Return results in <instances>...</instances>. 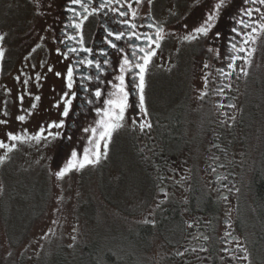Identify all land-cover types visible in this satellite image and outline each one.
Segmentation results:
<instances>
[{"label":"flooded vegetation","instance_id":"obj_1","mask_svg":"<svg viewBox=\"0 0 264 264\" xmlns=\"http://www.w3.org/2000/svg\"><path fill=\"white\" fill-rule=\"evenodd\" d=\"M99 2L100 0H95L93 6H97ZM213 3L214 0H199L198 3L196 0H154L151 6L147 5V0L140 6L133 3L134 8H139V14L134 21L138 33L147 32L154 35L155 29L148 28L147 24L155 21L163 24L170 35L157 50V57L154 58L146 77L145 104L148 115L144 116L140 112L139 98L136 91L131 90L130 85V107L126 113L128 123L114 134L113 140L120 137L121 157L126 174L127 171H135L137 174L135 177L141 185L152 184L155 190L152 188L154 192L152 191L148 199L150 204L144 209L141 219L133 223V226L139 230L137 237L142 238L141 244L136 245L135 239L133 246L136 251L132 252L130 248L118 256L112 255L110 249L106 248V254L109 256H106L107 262L104 264H113L112 261L115 260L123 264H156V256H161L162 264H222L220 257L223 255L227 260L228 256L222 253L221 249L235 250L236 238L242 247H246L248 254L253 251V244L243 233H249L260 226L264 221V214H249L243 220L241 213L246 209L238 211L239 207L250 210L258 202L257 183L264 179V146L256 147L257 150H263L259 160L248 151L246 137L250 140L252 137L244 134L242 127L250 126L243 124V103L240 104V110L236 103L241 97L240 94L242 95L241 89L245 80L250 77L249 66L237 61L238 68L232 72L230 78H225L216 71L221 67L231 71L226 67L227 49L233 35L231 28L235 26L233 17L237 16L240 8L246 6L244 0H230L228 6L221 12L217 27L214 29L222 33L218 40L208 42L201 40L191 44L180 40L187 31L183 26L187 24L191 29L198 25ZM113 6L118 7V5ZM68 7H72L68 0H55L48 15L44 35L45 52L49 53L55 62L49 57L46 60H50L51 67L53 62L56 63L58 71L62 74L66 72L70 62L74 63L80 57L87 55L81 52L80 57L73 54L69 59H64L56 52L57 48L66 51L71 46L79 47L75 41H68L66 44L60 42L66 40L68 35L77 32L74 28L66 27L74 19H79L66 10ZM76 7L77 11H82L78 6ZM105 12L106 15L101 13L89 17L83 27L85 46L93 48L95 53L94 57L89 58L102 61L100 49L107 48L112 61V67L104 66L105 73H96L104 80V83L99 85L104 89L102 99H107L108 93L112 91L108 81H115L120 60L119 53L103 42L105 29L131 31L116 23L117 20L125 18L115 16L107 9ZM149 16L152 19L146 18ZM23 25L27 26L31 23L23 22ZM117 43L123 46L125 51L131 52L128 47L130 42L127 39ZM131 43L145 46L143 39L133 40ZM207 47L218 48L219 58L207 52ZM180 55L185 56L184 62L180 72H176L173 67ZM205 63L210 67L204 69ZM239 67H246L248 75L244 76L240 73ZM81 73L92 74L95 70L82 69L77 74V84L73 89L77 92V99L73 101L72 112L66 119V127L60 130L65 138L58 139L60 147L57 151L65 156L70 155L76 147H78L76 151L82 152V144H85L88 137V134L83 132V128L93 123L96 118L94 108L102 105V100L97 101L95 105L86 103V98L92 97L84 92L81 85L87 84L90 91H93L98 82L80 80ZM176 73L180 76L177 77ZM208 73H211L206 89L208 95L202 100L197 95V97L192 96L191 90L194 87L192 81L195 77H199L202 82L199 89L201 90L204 83L202 77ZM180 77L184 79L180 81ZM60 78L65 84L63 76ZM181 82L185 83V88ZM173 83L181 93L185 91V94L174 98L175 102L169 105L158 98L163 95L158 93L156 86L167 84L169 87ZM180 85L184 89H181ZM221 87L224 88V94L217 95L216 90ZM221 104L224 105L223 108L219 107ZM231 104H235L236 108L229 107ZM233 116L234 121L230 119ZM199 117L200 127L197 126ZM133 119L138 123L148 120L152 127L140 131L138 123L132 124ZM225 121L227 123H224ZM191 129H195L193 134L190 133ZM208 129L211 130L210 134L207 133ZM69 136L71 140L67 139ZM261 141H264V137ZM258 142L260 140L252 141V143ZM243 187L249 191L247 196L250 207L244 205L246 193L239 191ZM250 192L253 194L251 200ZM125 215L128 216L127 213ZM145 219L154 220L155 225L145 224L143 222ZM229 222L231 228H228ZM189 223L193 226L189 227ZM145 226L149 227L148 230H144ZM227 231L232 233L231 237L225 236ZM205 236L208 237L207 240L204 239ZM154 239L161 242L158 243L159 252L151 248ZM194 247L197 249L195 253L191 251ZM201 247L209 251H199ZM167 248L171 250V254L168 253ZM185 249L188 251L184 256L177 255L178 251ZM249 257L251 262L257 261L254 255L251 254ZM231 264L246 263L232 261Z\"/></svg>","mask_w":264,"mask_h":264},{"label":"rangeland","instance_id":"obj_2","mask_svg":"<svg viewBox=\"0 0 264 264\" xmlns=\"http://www.w3.org/2000/svg\"><path fill=\"white\" fill-rule=\"evenodd\" d=\"M54 2L55 0H38V2L37 0H0V35L5 36L3 46L6 49L2 71H0V120L8 121L7 124H0V140H5V142H8V132L20 133L27 129L29 133H35L41 125L46 127L51 121H59L62 117L60 113L63 105L59 109L53 105L66 91L65 84L60 77L55 76L54 73L58 71V67L50 54H46L44 46L47 19ZM14 6L18 7L17 10H14ZM23 22H30L31 25L24 26ZM7 30L11 34L10 37L5 35ZM15 32L20 34L16 36ZM11 37L12 39H9ZM37 45L40 47L37 48ZM254 47L257 51L248 67L250 77L245 80L241 89L242 95L240 94L241 97L239 96L236 103L239 110L240 104L243 103V124L250 126L249 128L242 127L243 133L252 137L251 140L246 137L248 151L259 160L263 155V150H257L256 147L264 146V141H261L264 137V37L259 39ZM33 48H36L35 52L32 51ZM48 57L54 61L52 72L47 71L51 67L49 66L50 60H46ZM184 57V55H180L175 61L173 69L176 72H180ZM37 73L42 76L39 82L40 86H37L34 80ZM175 75L180 76L179 73ZM16 76L21 77V82L26 77L32 79L25 87L15 79ZM181 79L184 78L180 77L179 80L181 81ZM192 82L194 87L191 90V95L197 97L202 82L199 77H195ZM181 85L185 88V83L181 82ZM181 85L180 88L184 89ZM156 87L158 93L163 95L158 98L169 105L175 102L174 98L185 94V91L181 93L174 83L169 87L167 84ZM27 93H31V95ZM21 94H24L22 103L19 100ZM36 95L40 96L39 101L34 100ZM188 96L191 100L189 93ZM32 103L37 104L34 110L31 109ZM28 111H31L32 114L27 117L26 121L17 120V116L26 115ZM5 112L8 113L7 116L4 115ZM197 126L200 127V117L197 120ZM52 131L57 130L52 129ZM194 132L195 129H191L190 133ZM210 132L211 130L208 129L207 133L210 134ZM119 139L120 137H117L109 146L107 160L102 161L96 167H88L82 172H74L63 181H58L53 173L63 167L70 155L65 156L57 151L60 147L58 139L46 145L43 143L21 145L18 151L10 154L11 159L0 166V187L7 175L17 174L13 180L17 182L18 187L22 183L28 182L31 177H39L45 180L43 191L47 194L49 186L47 185L46 172L50 170L53 175V192L49 207L46 208L43 217L37 219L31 233L27 236L29 238L23 241L21 247L13 248L12 245L7 244L6 230L0 223V242H2L0 259H2V264H8L6 261L8 252H13L18 260V258L21 259L25 251H29L25 264H40L46 254L52 256L58 248L65 251L66 263L81 264L84 261L81 251L88 242L92 243V250L99 256H102L106 248H109L111 253L117 256L122 255L130 248L132 252L136 251L131 240L133 238L130 237L127 230L123 231V226L128 228L129 225H133L134 221L141 219L144 209L150 204L148 199L155 187L152 184L151 186L150 184L141 185L133 170V172L127 171L126 174L123 168ZM253 140L256 142L260 140V142L252 143ZM86 146L87 140L84 145L82 144V148ZM255 150L257 151L254 153ZM0 155H3L2 150H0ZM239 191H242L243 194L246 193L244 201L247 205H244L250 207L249 196H247L248 189L243 187ZM60 197L63 199L60 200ZM252 197L253 194L250 192V200ZM118 204L123 210H126L128 216L116 215L119 213L116 207ZM245 209L246 211L241 213L243 220L249 214H261L263 212L262 201L256 202L250 210L239 207L238 211ZM24 221L21 220L19 223L23 234L27 233V224ZM243 234L253 244V251L249 253V256L254 255L258 261L255 260L251 264H264V221L249 233L244 232ZM73 236L76 237L75 240H72ZM241 236L243 235L241 234ZM158 243L161 244L160 241L154 239L151 248L158 250ZM114 251L116 252L114 253ZM167 251L169 254L172 253L169 248ZM249 259L251 261L250 257ZM156 264H162L161 256H156Z\"/></svg>","mask_w":264,"mask_h":264},{"label":"snow or ice","instance_id":"obj_3","mask_svg":"<svg viewBox=\"0 0 264 264\" xmlns=\"http://www.w3.org/2000/svg\"><path fill=\"white\" fill-rule=\"evenodd\" d=\"M38 2V0H37ZM72 7H68L66 10L73 14V17H78L79 19H74L70 25L66 27H71L77 30L76 34L68 35L66 40H61V43H67L68 41H75L79 47L71 46L66 49V51H61L60 48L56 49L57 54L61 55L64 59H69L71 55H76L80 57V53H86L87 55L80 57L74 63L70 62L66 68L65 73L59 71L55 72V76L62 77L65 81L66 91L62 93L60 99L53 105L57 109L63 105L60 115L63 117L59 121H51L45 127L41 125L40 128L35 133H29L27 129H24L20 133L8 132L7 141L0 140V150L3 151V155H0V166H3L6 162L11 159V153L18 151L21 145L25 144H47L57 139H63V130L66 127V119L69 117L70 112H72L73 101L77 99V92L73 91L77 84V74L81 72L82 69H94L95 73L92 74H82L79 79L82 81H94L98 82L97 86L93 91H90L87 84H82L85 93H89L92 98H86V103L88 105H95L97 101L102 100V105L95 107V116L93 123L87 127L83 128V132L88 134L87 146L83 148L82 154L76 150H72L70 158L64 163L63 167L59 168L53 173L58 181H63L67 176L74 172H82L88 167H96L102 163V161L108 159L109 145L112 143L114 134L122 130L128 123L126 113L130 107V85L131 90L136 91L139 98V110L144 115H148V109L145 104V89L147 86L146 77L150 71V67L153 64V60L157 57V50L161 48L162 43L168 38L170 33L166 30L163 24L153 21V23L147 24L148 28H154L155 33L149 34L147 32L138 33L136 31L137 24L134 23L138 14L139 8H134L133 3L137 6L143 5L145 0H100L97 6L95 0H68ZM199 0H196L198 3ZM230 0H214L211 8L205 14L203 20L193 28L189 29L188 25L185 24L183 27L187 29L185 34L180 37L181 42H186L188 44L199 42L201 40L208 42L211 40H218L222 33L220 31H214L216 29L218 21L221 16V12L228 6ZM154 0H147V5H153ZM245 7L238 10L237 16L233 17L235 26L231 28L233 35L229 40V47L227 49V69L231 71H226L224 67L218 68L216 71L224 76L225 78H230L232 72H235L238 68L237 61H242L245 65L250 66L252 63V58L255 55L257 49L254 45L259 39L264 37V0H244ZM113 5H118L114 7ZM82 9V11H77V7ZM113 13L115 16L125 18L116 21L117 24L123 25L131 31H115L106 28V35L103 38V42L107 47L114 49L120 55V60L118 62V74L115 76V81H108L111 84L112 91L108 93L107 99H102L104 96V89L100 87V84L104 83L102 76L96 73H105L107 65L112 67V61L109 56L107 48L100 49V55L103 60L89 58L94 57V49L85 46L83 27L84 22L91 16L99 15L101 13L107 14L105 10ZM123 9V10H122ZM128 17H131L128 19ZM152 19V17H146ZM144 25H141L143 27ZM239 38V39H238ZM127 39L130 43L128 47L131 52L125 51V48L119 45L117 42ZM145 42V46H140L131 43L133 40H141ZM5 40L4 35H0V71H2L3 61L6 55V49L3 46V41ZM37 48L40 45L36 46ZM33 52L36 48L32 49ZM206 51L212 53L216 58L220 56V50L218 48L207 47ZM35 67V65H33ZM210 65L205 63L203 68L207 69ZM47 71L52 72V67H49ZM239 72L244 76L248 75L246 67H239ZM209 76L211 73L203 75V89L198 90V98L203 99L208 95L206 91L209 84ZM15 79L21 82V77L16 76ZM30 77H26L21 83L26 87L29 84ZM42 79L41 74L37 73L34 77L37 86H40L39 82ZM230 88L231 85L229 84ZM31 95V93H27ZM217 95L224 94V88L221 87L216 90ZM41 98L39 95L34 97L35 101H39ZM21 103L24 100V94L19 96ZM37 104L32 103L31 109H36ZM223 108L224 105H219ZM231 108H236L235 104L229 105ZM32 114L28 111L26 115L17 116V120L24 122L27 117ZM5 116L8 115L7 112L4 113ZM227 115V113H225ZM231 120H235V117H230ZM7 120H0V124H7ZM138 122L133 119L132 124L136 125ZM224 123H227L226 121ZM140 131L145 129H151L152 124L148 120L138 123ZM52 129L57 131L53 132ZM71 140V137H67ZM215 171V169H213ZM166 195V194H165ZM60 200L63 197L59 198ZM227 199V197H225ZM187 201H185L186 203ZM59 211V208H57ZM230 215V214H229ZM145 224L155 225L154 220L145 219L143 221ZM189 227L193 225L189 223ZM231 222L228 224V228H231ZM225 236L231 237L232 233L230 231L225 232ZM76 237L73 236L72 240ZM205 240L208 239L207 236L204 237ZM70 247L72 245H69ZM188 251H178L177 255L184 256L185 252ZM193 253L197 252L194 247L191 249ZM199 251L208 252L209 250L205 247H201ZM222 253H226L228 259L225 256H221L220 260L222 264H231L232 261H242L246 264H251L249 259V254L247 253L246 247H242L238 242V238L235 239V250L229 248H222ZM11 255V253H9Z\"/></svg>","mask_w":264,"mask_h":264},{"label":"trees","instance_id":"obj_4","mask_svg":"<svg viewBox=\"0 0 264 264\" xmlns=\"http://www.w3.org/2000/svg\"><path fill=\"white\" fill-rule=\"evenodd\" d=\"M17 8L18 7L14 6V10H17ZM19 34L20 33L17 32L16 36ZM5 35L8 37L11 36L8 30ZM9 39H12V37ZM8 44L10 45L11 43ZM16 175L17 174L7 175V178H4L3 185L0 187V223H2L5 227V239L7 244L12 245L13 248L21 247L23 241L29 238L27 236L31 233L37 219L43 217L46 208L49 207L51 194L53 192V175L50 170H47L46 172L48 182L47 185L49 186L47 194L43 191L45 186V180H43V178L31 177L28 182L22 183L20 187H18L16 184L17 182L13 180ZM256 194L258 195V201H262L263 212L261 214H264V179L257 183ZM116 207L119 211L116 215L123 216L127 213L126 210H123L120 204L116 205ZM21 220H25L24 223L27 224V233L23 234L20 230L19 223H21ZM145 228L146 229L144 230H148L149 227L145 226ZM124 230H127L130 237L133 238L131 239L132 244L135 239L137 242L136 245L139 246L141 244L140 240L142 238L137 237L139 232L137 227L133 225H129L128 228L127 226H123V231ZM1 244L2 242H0V245ZM28 252L29 251H25V253L21 256V259L18 258V260L13 252H8L6 254V261L8 264H25ZM115 252L116 251H114V253ZM9 253H11V255H9ZM106 253L107 252L104 251L102 256H99L97 252L92 250V243L88 242L84 245L83 250L81 251V256L84 258V261L81 264H104L105 261H107L105 260L108 255ZM66 258L65 251L58 248L54 255L51 256L50 254H46L44 260L40 264H68L65 261ZM112 263L123 264L120 261L118 262V260L112 261ZM0 264H2V259H0ZM73 264H75V262Z\"/></svg>","mask_w":264,"mask_h":264}]
</instances>
